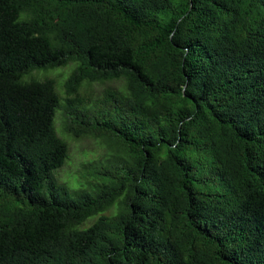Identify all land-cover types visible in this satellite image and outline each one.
<instances>
[{
  "label": "trees",
  "instance_id": "trees-1",
  "mask_svg": "<svg viewBox=\"0 0 264 264\" xmlns=\"http://www.w3.org/2000/svg\"><path fill=\"white\" fill-rule=\"evenodd\" d=\"M0 264H264V0H0Z\"/></svg>",
  "mask_w": 264,
  "mask_h": 264
},
{
  "label": "rangeland",
  "instance_id": "rangeland-1",
  "mask_svg": "<svg viewBox=\"0 0 264 264\" xmlns=\"http://www.w3.org/2000/svg\"><path fill=\"white\" fill-rule=\"evenodd\" d=\"M75 66V64L70 63L64 68L47 69L41 73H33L32 76L38 79H51L55 82V90L60 98V106L62 107L66 100L63 84ZM29 78L25 77L23 80H29ZM120 84L119 82H111L104 85H87L84 82L78 91V97L85 102V105H90L101 96L104 89L108 87H120ZM54 125L57 136L64 140L69 147V154L64 165L53 171L54 178L58 183L66 185L71 192L82 189L90 190L95 184V180L90 174L91 171L103 166L110 160V152L101 139L89 136L74 139L64 133L62 109L55 112ZM114 211V208H111L109 211L98 216H110ZM98 216L89 217L82 228L90 226Z\"/></svg>",
  "mask_w": 264,
  "mask_h": 264
}]
</instances>
